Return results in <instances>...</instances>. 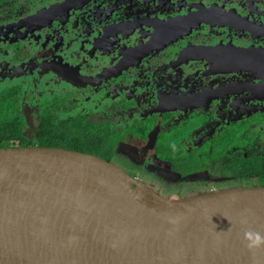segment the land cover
<instances>
[{"label":"flooded vegetation","instance_id":"1","mask_svg":"<svg viewBox=\"0 0 264 264\" xmlns=\"http://www.w3.org/2000/svg\"><path fill=\"white\" fill-rule=\"evenodd\" d=\"M0 111L27 142L0 147L96 125L98 156L146 185L149 168L193 189L264 186V0H0Z\"/></svg>","mask_w":264,"mask_h":264},{"label":"water","instance_id":"2","mask_svg":"<svg viewBox=\"0 0 264 264\" xmlns=\"http://www.w3.org/2000/svg\"><path fill=\"white\" fill-rule=\"evenodd\" d=\"M248 229L264 186L167 198L92 153L0 147V264H264Z\"/></svg>","mask_w":264,"mask_h":264},{"label":"trees","instance_id":"3","mask_svg":"<svg viewBox=\"0 0 264 264\" xmlns=\"http://www.w3.org/2000/svg\"><path fill=\"white\" fill-rule=\"evenodd\" d=\"M22 125L19 121L12 119L0 111V141L2 139L19 140L20 144H27L22 137ZM38 134L39 146L63 147L81 152H88L102 157H108L104 145L106 137L102 136L96 125L65 126V125H41ZM110 145V141H109ZM253 172L257 171L264 178V164H258L257 168L252 167ZM249 174L251 169L247 171Z\"/></svg>","mask_w":264,"mask_h":264},{"label":"rangeland","instance_id":"4","mask_svg":"<svg viewBox=\"0 0 264 264\" xmlns=\"http://www.w3.org/2000/svg\"><path fill=\"white\" fill-rule=\"evenodd\" d=\"M30 128L32 127L30 126ZM114 159H116L115 161L119 162V164H121L126 170L132 171L131 174L137 173L135 171H139L141 168V158L136 152L128 150L127 148H118ZM146 171H143L144 173L142 174H144V179L147 181V184L155 192L167 198H180V196L190 197L211 192L203 189L200 190L197 187L193 189L191 184L184 185L181 183L180 177L178 175L172 174L169 171H165L163 174L160 173L156 175H154L149 168H147Z\"/></svg>","mask_w":264,"mask_h":264},{"label":"clouds","instance_id":"5","mask_svg":"<svg viewBox=\"0 0 264 264\" xmlns=\"http://www.w3.org/2000/svg\"><path fill=\"white\" fill-rule=\"evenodd\" d=\"M208 191H211V189H208ZM181 220V217H170L168 219V222L172 225H178ZM247 221L245 219L241 220V224H246ZM243 238L247 242V246L249 250H257L264 248V234H261L260 232L253 231L251 229L245 230L243 232Z\"/></svg>","mask_w":264,"mask_h":264}]
</instances>
